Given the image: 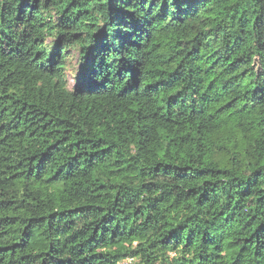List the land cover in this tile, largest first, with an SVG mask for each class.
I'll return each mask as SVG.
<instances>
[{"label": "trees", "instance_id": "obj_1", "mask_svg": "<svg viewBox=\"0 0 264 264\" xmlns=\"http://www.w3.org/2000/svg\"><path fill=\"white\" fill-rule=\"evenodd\" d=\"M0 264H264V0H0Z\"/></svg>", "mask_w": 264, "mask_h": 264}, {"label": "rangeland", "instance_id": "obj_2", "mask_svg": "<svg viewBox=\"0 0 264 264\" xmlns=\"http://www.w3.org/2000/svg\"><path fill=\"white\" fill-rule=\"evenodd\" d=\"M69 61H68V76H69V82H70V85L73 87L75 82H74V79H73V73L75 74L76 71L79 69V64H78V59H79V56H78V53L77 51H73L71 50L70 53H69Z\"/></svg>", "mask_w": 264, "mask_h": 264}, {"label": "built area", "instance_id": "obj_3", "mask_svg": "<svg viewBox=\"0 0 264 264\" xmlns=\"http://www.w3.org/2000/svg\"><path fill=\"white\" fill-rule=\"evenodd\" d=\"M130 261H131V260H130ZM130 261H129V262H130Z\"/></svg>", "mask_w": 264, "mask_h": 264}]
</instances>
